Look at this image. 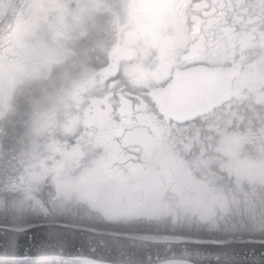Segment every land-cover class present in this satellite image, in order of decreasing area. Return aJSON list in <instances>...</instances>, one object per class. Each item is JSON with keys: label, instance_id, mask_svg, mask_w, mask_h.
I'll use <instances>...</instances> for the list:
<instances>
[{"label": "flooded vegetation", "instance_id": "1", "mask_svg": "<svg viewBox=\"0 0 264 264\" xmlns=\"http://www.w3.org/2000/svg\"><path fill=\"white\" fill-rule=\"evenodd\" d=\"M25 44L55 54L43 80L24 73ZM227 136L242 157L263 146L264 0H15L0 17L9 226L192 239L209 202L245 196L223 169Z\"/></svg>", "mask_w": 264, "mask_h": 264}, {"label": "water", "instance_id": "2", "mask_svg": "<svg viewBox=\"0 0 264 264\" xmlns=\"http://www.w3.org/2000/svg\"><path fill=\"white\" fill-rule=\"evenodd\" d=\"M46 259L89 264H264L261 242H199L163 237L119 236L58 225L0 227V259Z\"/></svg>", "mask_w": 264, "mask_h": 264}, {"label": "rangeland", "instance_id": "3", "mask_svg": "<svg viewBox=\"0 0 264 264\" xmlns=\"http://www.w3.org/2000/svg\"><path fill=\"white\" fill-rule=\"evenodd\" d=\"M15 0H3L0 4V17L10 16L14 8ZM11 5L10 8L6 7ZM29 6V5H28ZM244 139L236 136H227L221 143V154L225 158L224 170L230 172L235 178L237 188L244 186L245 198L232 200L230 197L229 206L227 201L216 199L209 202L201 212L198 220L201 222H211L209 231L200 230L194 232L191 237L196 239H226L233 237L235 230L232 222L237 218L242 223L235 226L236 233L245 225L246 219L255 231H260L264 227V198L260 190L264 189V139L263 146L255 155V149H248L245 157L239 156V150ZM250 152V153H249ZM42 217V216H41ZM222 228L221 231H219ZM233 228V229H232ZM48 264H68L67 262H48Z\"/></svg>", "mask_w": 264, "mask_h": 264}, {"label": "clouds", "instance_id": "4", "mask_svg": "<svg viewBox=\"0 0 264 264\" xmlns=\"http://www.w3.org/2000/svg\"><path fill=\"white\" fill-rule=\"evenodd\" d=\"M6 7L10 8L11 5H7ZM54 55V53L45 54L35 51L30 45L25 44L21 49V62L24 73L27 76H34L38 80H43L46 77L45 60L54 57ZM48 102V97L43 96L37 101V107L32 121L33 131L25 135L19 146V152L24 158H27L35 151L36 140L40 131V120L45 114ZM45 257L46 253L40 251L29 261V264H48Z\"/></svg>", "mask_w": 264, "mask_h": 264}, {"label": "trees", "instance_id": "5", "mask_svg": "<svg viewBox=\"0 0 264 264\" xmlns=\"http://www.w3.org/2000/svg\"><path fill=\"white\" fill-rule=\"evenodd\" d=\"M261 193L263 194V197L264 198V189L260 190ZM243 221H245V225L242 227V229H240L238 231V233H236V228L235 226L242 223L239 219H235L233 222H232V227H234L233 230H235L233 232V237H228L226 238L225 240L224 239H218V238H215L216 241H226V240H236L237 238H241V240H253V241H261L262 239H264V227L258 232V231H255L252 229V227L249 225L250 223L246 220V219H243ZM0 226H9L8 224H6L4 222V219L2 218V216L0 215ZM11 227V226H10ZM222 228L219 230L221 231ZM211 240V239H209ZM213 240V239H212ZM52 262H57V261H52ZM13 264H29V262H24V263H13ZM68 264H87V263H84V262H68Z\"/></svg>", "mask_w": 264, "mask_h": 264}, {"label": "snow or ice", "instance_id": "6", "mask_svg": "<svg viewBox=\"0 0 264 264\" xmlns=\"http://www.w3.org/2000/svg\"><path fill=\"white\" fill-rule=\"evenodd\" d=\"M261 247H264V239L261 240Z\"/></svg>", "mask_w": 264, "mask_h": 264}]
</instances>
